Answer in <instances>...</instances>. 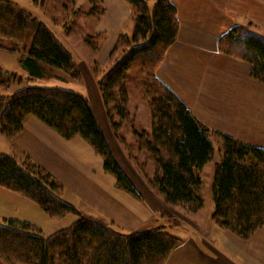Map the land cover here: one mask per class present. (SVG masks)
<instances>
[{
	"label": "trees",
	"instance_id": "1",
	"mask_svg": "<svg viewBox=\"0 0 264 264\" xmlns=\"http://www.w3.org/2000/svg\"><path fill=\"white\" fill-rule=\"evenodd\" d=\"M31 1L37 5L48 2ZM125 1L135 12L131 35L119 34L111 54L121 48V55L97 81L103 107L109 113L111 103L118 118L111 125L118 128L126 116V74L138 61L151 120L150 132L140 134L137 142L153 167L148 183L166 204L199 210L203 206L200 172L213 158L211 135H217L220 159L211 183V217L220 227L246 240L264 225V146L211 131L155 77L154 71L178 30L172 2L155 0L149 9L147 0ZM100 5L98 0L91 9L103 10ZM0 48L18 51L19 62L29 76L42 77V65H49L79 78L71 52L54 30L10 0H0ZM217 48L249 62L250 75L264 83V35L245 25H233L219 36ZM15 75L0 69V132L6 138L15 136L23 119L32 114L66 139L74 135L84 138L102 157L104 170L115 177L116 184L139 195L112 157L85 96L59 86L29 83L4 93ZM0 186L34 201L50 218L59 219L68 213L76 217L49 236L27 222L4 219L0 222V259L8 264H163L182 240L159 221L122 232L103 217L81 212L65 201L60 195L63 185L41 166L20 163L3 153Z\"/></svg>",
	"mask_w": 264,
	"mask_h": 264
},
{
	"label": "crops",
	"instance_id": "2",
	"mask_svg": "<svg viewBox=\"0 0 264 264\" xmlns=\"http://www.w3.org/2000/svg\"><path fill=\"white\" fill-rule=\"evenodd\" d=\"M170 1L176 8L178 30L154 71L155 77L211 131L263 147L264 83L250 75L249 62L219 51L217 40L233 25H249L251 30L264 33V0ZM154 2L147 0L149 9ZM102 3L104 11L93 31L103 33L102 47L110 49L120 33H131L133 11L125 0ZM94 86L86 92L92 112L112 157L138 196L116 184L115 177L104 170L102 157L84 138L74 135L66 139L32 114L23 119L21 130L11 139L0 132V154L17 160L27 158L41 166L63 185L61 193L66 201L80 211L88 208L127 232L158 221L160 208H169L116 147ZM202 207L187 219L186 234L177 235L182 240L163 264H264V225L242 240L220 227L211 214L201 217ZM65 218L55 221L34 201L0 186V222H27L48 235L67 221Z\"/></svg>",
	"mask_w": 264,
	"mask_h": 264
},
{
	"label": "rangeland",
	"instance_id": "3",
	"mask_svg": "<svg viewBox=\"0 0 264 264\" xmlns=\"http://www.w3.org/2000/svg\"><path fill=\"white\" fill-rule=\"evenodd\" d=\"M10 1L16 3L19 7L30 11L54 30L62 43L71 52L75 65H77V68L79 69V78L69 77L64 70L49 65H42V77L29 76L19 62L20 53L18 51L0 48V69L4 72L16 74V79L11 83L10 87L4 91V93L11 92L26 83L59 86L78 92L86 98V92L92 90L93 87L95 88L94 85H96V88L98 89L97 81L111 67L114 63V59H117L121 55V48H118L113 55L111 54L113 47L110 49L103 48V33L93 31L94 25L97 21L96 19H99L104 11L102 0H100V7H102L103 10L91 9L92 3L95 6L98 5V0H48L45 5L34 4L31 0ZM132 11L130 18L133 23V18L135 16L133 8ZM132 25L133 24H131L130 28H132ZM245 26L250 29L249 25ZM122 33H125L128 36L131 35V33ZM258 34L264 35V33ZM126 75V116L123 121L119 123L120 126L116 128L111 125L118 121L113 108H111V103L108 108L109 113H107L105 107H102V110L115 137V145L124 156V160L130 165V167L137 171L141 177H144L145 175V183L150 189H154L148 183L149 177L153 175V167L150 165L151 163L149 161L145 160V155L142 149L140 151L137 145L139 135L144 132H150L151 124L149 108L144 98L142 74L138 61L132 63ZM98 92L100 94L99 89ZM211 137L214 142H216L213 143L214 155L212 160L208 161L202 167L200 172L202 179L201 196L203 198V207L199 214L201 217L207 214L210 215L213 211L211 183L215 164L220 159L218 147L221 140L215 134L211 135ZM19 162L25 164L31 163L30 161L23 159H19ZM152 191H155V189ZM62 194L63 192L60 194L63 198ZM64 200L66 201V199ZM76 208L78 209V207ZM82 208L81 212L92 214L90 213V210H87L88 208ZM168 208L169 209L160 208L157 220L169 225L171 231H175L176 235L186 234L188 220L192 217L194 212L190 211L187 207L179 205H168ZM63 217H66L65 219L67 221H62V223L58 225L59 228L54 232L67 227L76 218L73 213H68ZM59 219L54 220L56 221ZM49 234L50 233L44 236H49ZM0 260L3 264H8L3 259Z\"/></svg>",
	"mask_w": 264,
	"mask_h": 264
}]
</instances>
